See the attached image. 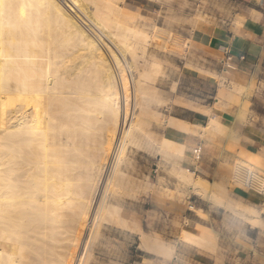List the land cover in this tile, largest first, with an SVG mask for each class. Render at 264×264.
<instances>
[{"label":"bare ground","instance_id":"obj_1","mask_svg":"<svg viewBox=\"0 0 264 264\" xmlns=\"http://www.w3.org/2000/svg\"><path fill=\"white\" fill-rule=\"evenodd\" d=\"M127 7L135 6L127 0H0V264H103L95 250L110 227L134 231L141 248L173 252L143 230L139 210L123 203L126 193L137 202L143 189L153 188L144 175L130 174L127 152L161 122L152 83L164 65L150 46L163 47L166 41L154 34L169 29L148 28L140 12L137 22L124 23ZM224 127L218 129L227 134ZM171 171L193 182L195 193L228 207L227 187L246 183L223 174L209 183L175 164ZM252 179L256 189L255 173ZM262 209L245 207L244 214L264 233ZM181 234L204 244L189 231Z\"/></svg>","mask_w":264,"mask_h":264},{"label":"crops","instance_id":"obj_2","mask_svg":"<svg viewBox=\"0 0 264 264\" xmlns=\"http://www.w3.org/2000/svg\"><path fill=\"white\" fill-rule=\"evenodd\" d=\"M188 1L193 5L188 33L183 35L173 29V23L179 21L174 14H169L164 24H158L184 38L186 47L185 52L173 45L168 48L175 52L156 50L164 60V73L157 86L169 100L163 108L155 106L162 121L151 124L149 129L153 135L145 138L156 145L157 173L153 180L150 174H138L155 186L141 195L144 197L140 206L142 228L157 234L163 243L164 237L167 242L171 241L166 245L172 248L175 245V255L170 262L160 252L139 247L142 264H182L184 259L211 264L206 252L188 241L206 247V240L214 243L215 233L224 236L225 219L220 214L223 208L248 218L250 214H244L238 203L249 204L254 210L255 206L264 204L260 193L234 186L228 195L238 206L226 208L208 195H204L206 199L195 193L193 182H182L171 171L175 164L193 178L213 183L219 174L230 173L236 158L241 160L236 154L250 160L255 159L256 154L259 160H264V10L256 0H253L255 3L250 0ZM185 63L191 67L184 66ZM161 79L173 81L172 86L171 83L161 86ZM173 98L181 102L176 103ZM213 120L220 126H214ZM221 127L228 135L218 129ZM124 207L136 211L133 205L129 207L124 203ZM237 223L239 221H235ZM242 224L245 228L241 241L246 246L241 244L230 253H224L239 257L237 263L227 260L225 264H255V229L258 227L249 221ZM182 230L202 237L204 244L196 239L185 241L181 237Z\"/></svg>","mask_w":264,"mask_h":264},{"label":"rangeland","instance_id":"obj_3","mask_svg":"<svg viewBox=\"0 0 264 264\" xmlns=\"http://www.w3.org/2000/svg\"><path fill=\"white\" fill-rule=\"evenodd\" d=\"M127 1H129L135 7L133 8L127 7L125 9L124 15H123L124 23L133 24L137 22L139 18L138 12H140L145 17V24L148 25V28H151L158 24L160 25L164 24V22L169 19L168 15L174 14L175 17L179 18V21H175L173 23V29H175L177 32L183 35L189 32V28H190L189 23H191V21L189 20L190 19L189 17H191L190 13L193 12V5L188 0H170L169 2L166 0H127ZM250 1L253 2V0H250ZM259 1L260 0H256V2H259ZM137 7L138 9H136ZM82 20L83 19L81 18V21ZM83 24L85 25V27H87V29L93 32L96 38L99 37L97 33L96 34L94 33L96 31H92V29L87 25L85 21L83 22ZM165 28H168V27H165ZM97 39L99 40L100 37ZM99 42L101 41L99 40ZM184 43H185V40H184ZM168 45H171V44L166 42L163 45V47H154V45L150 46L151 51H153L156 54V57L163 63V65H164V60L161 59L157 55L156 50L162 49V50H170V51L175 52L173 48L169 49ZM163 73H164V69H163ZM160 76L162 75H159L156 81L152 83L158 91L157 93L158 102L152 104V107L157 117L161 119V115L154 108L155 106H157L158 108H163L166 105L165 103L167 100H169V98L164 96L163 94H166V93L164 91L161 92L157 86ZM168 83H171V86H172L173 81L171 80L167 81V80L161 79L160 85L163 86V84L167 85ZM149 119H152V118L149 117ZM145 138L146 136L139 134L138 137L129 146V149L127 152L129 161H130L128 171L130 172L132 176H136V177L139 176L138 174L140 175L150 174L151 175L150 178L153 180L154 176L157 173V169L159 168V163L155 160L156 158L155 155L158 152L156 151V145H154L151 142H147L148 140L146 141ZM148 138L149 137H147L146 139ZM236 157H240L241 160L236 158L231 165L230 173L223 174V175L234 177L237 181L242 183L243 179H241L240 172L243 173L245 169H249L255 172V179L257 181V183H255V185H257V188L255 190L260 191L261 193L259 195L264 197V160L263 159L259 160L256 154H255V159H251V160L239 154H236ZM131 171H133L134 173H137V175H133ZM220 175L222 174H219V176ZM154 187L155 186H153V188ZM229 189L233 190V188L227 187V191H226L228 199L231 201L232 199L228 195ZM148 191L150 190L143 189L142 192L140 193V196L137 198V202H136V199H132L130 195L126 193L123 199V203H126V205H128L129 207L133 205V210H139L137 212L141 215L140 206H141V201L144 198L141 195L147 194ZM203 197L208 199L205 196ZM231 202L233 203L234 206L241 205L244 211H245V207H249L254 212L255 211L263 212V209H262L264 206L263 203L259 207L255 206V210H254L249 204L238 203V205L237 204L235 205L233 200ZM233 205L229 207L226 205H223V206L226 208H230ZM220 214L222 217H224L223 219H225L223 222V228L226 230V234L220 237L219 233H215L214 236L216 239L213 243L214 245L211 248L203 247L194 242L188 241V239L186 240L185 238L184 240L195 245L201 251L206 252V254L208 255L207 257L209 258V260H211V264H225L227 260L228 261L231 260L232 262L237 263V259L239 257L233 256V255L226 256L224 255V253H226L227 251L230 253L234 249L238 248V246L241 244L246 246L245 245L246 243H244V241H241V237H243L244 235L242 233H244V228H245V224H242V222L243 223L248 222V220L245 218V216L242 217V216L235 215L231 211H228L224 208L223 210H220ZM260 216L264 219V213H261ZM235 221H239V223L235 224ZM251 225H255V224L251 223ZM175 226H180V225L176 224ZM260 228L261 227H258L257 229H255V264H264V257H263L264 233L261 230L262 228L261 229ZM119 230L121 229L116 228V227H110L104 230V233H103L104 235H102V238H100L101 243L99 247L97 245L98 249L95 250V253H96L95 256L98 262H101L103 264L104 263L105 264H142L141 262L142 254L140 253L139 246H138L139 245L138 235L134 231L133 232L131 231L123 232L122 230L120 232ZM249 232H250L249 234H251V231ZM181 237H182V234H181ZM164 238H163L164 243L166 242L165 244L167 243L170 244L171 241L167 242L166 239ZM248 242H250V240H248ZM169 244L168 246H171ZM174 247L175 245H173V248H172V251H173L172 256L168 257V255L162 253L164 257L168 259L170 262L173 260V255H175ZM89 249H92V247H89ZM144 249L160 252L159 250H156L155 248L151 246H146L144 247ZM182 264H197V263L193 262V260L191 259H184Z\"/></svg>","mask_w":264,"mask_h":264},{"label":"built area","instance_id":"obj_4","mask_svg":"<svg viewBox=\"0 0 264 264\" xmlns=\"http://www.w3.org/2000/svg\"><path fill=\"white\" fill-rule=\"evenodd\" d=\"M253 3H255L253 1ZM262 10H264V0H260L259 2L256 3ZM154 38L160 41H166L169 44L175 46L177 49H180L181 51L185 52V45L181 39H179V36L177 35L176 32H174L171 29H160L159 31H156L154 34ZM227 52V51H226ZM227 54V53H226ZM230 56L227 54L226 55V60H229ZM253 174L251 171H247L246 174L244 175L243 182L245 183V186L243 188H246L251 191H255L257 193H261L258 190H255L254 185L252 186V178Z\"/></svg>","mask_w":264,"mask_h":264}]
</instances>
